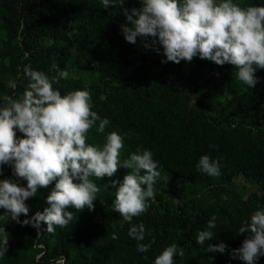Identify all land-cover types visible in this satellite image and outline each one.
<instances>
[{"label": "trees", "instance_id": "trees-1", "mask_svg": "<svg viewBox=\"0 0 264 264\" xmlns=\"http://www.w3.org/2000/svg\"><path fill=\"white\" fill-rule=\"evenodd\" d=\"M241 6L264 5V0L240 2ZM141 5V0H125L123 7L131 10ZM126 17L121 8H103L101 0H0V35L4 39V57L0 62V103L2 97H22L28 79L23 74L25 66L42 71L59 83L53 87L61 94L81 89L91 94L92 110L110 123L104 133L93 127L87 134L89 144L102 147L109 132L123 137L121 161L136 152L148 149L158 162L160 176L190 185L188 207L160 210L154 198L147 201V211L134 217L132 224L143 223L145 244L151 242L149 251H137L135 239L129 237L130 224L113 210L112 202L119 183L130 171L120 167L113 177H90L100 188L94 201V210L70 208L74 220L66 228H56L54 234L40 233L31 225H22L5 219L0 209V227L9 233L7 254L0 264H55L60 257L65 264H154L155 257L164 248L177 244L184 255L174 257V264H245L233 259L229 253L239 248L248 233L238 229L256 210H264V69L255 72L258 82L250 89L236 79L234 66L216 65L199 56L191 62L162 63L166 59L162 46L158 53L145 48V39L137 38L135 44L125 40L121 25ZM91 25L93 30L87 29ZM68 26L77 33L70 36ZM151 38H147L150 42ZM50 41L49 44H42ZM76 47L88 56L98 59L100 76L96 81L83 77L59 78L66 70L71 48ZM140 45L141 48L137 46ZM144 47V48H143ZM138 62L121 86L112 84L115 66ZM56 64V69L52 65ZM212 66L213 75L228 95L221 107L223 120L209 119L204 110L193 107L187 92L177 87L179 82H196L202 71ZM15 81V89L9 82ZM107 89V90H106ZM17 136L23 133L17 130ZM209 155L219 160L221 174L211 177L197 171L200 156ZM9 167V165H8ZM242 175L258 186L245 197L229 187L231 180ZM4 176L26 186L6 170ZM55 187L53 181L40 188L36 196L25 201L29 207L24 220L49 205L47 196ZM216 216L212 241L200 246L197 233L207 229V222ZM76 218V219H75ZM224 242L226 252L208 253L209 243ZM256 264H264L261 256Z\"/></svg>", "mask_w": 264, "mask_h": 264}, {"label": "clouds", "instance_id": "clouds-1", "mask_svg": "<svg viewBox=\"0 0 264 264\" xmlns=\"http://www.w3.org/2000/svg\"><path fill=\"white\" fill-rule=\"evenodd\" d=\"M103 8H121L126 22L121 25L125 40L135 44L137 38L145 39L144 47L160 52L162 46L166 59L162 63L182 60L191 62L199 56L223 66H234L236 79L252 89L258 82L257 69H264V5L241 6L234 0H141V7H123L125 0H101ZM147 38H151L150 42ZM58 66L52 65L53 69ZM28 83L22 97H2L0 103V175L4 165L13 169V175L26 181V186L17 181L0 179V208L5 219L22 225H31L40 233L41 223L45 231L54 234L56 228H66L77 212L94 210V201L100 191L90 179L113 177L120 167L130 171L119 183L112 202L118 212L131 226L129 237L138 241L137 251H149L151 242L145 238L143 223L132 224L134 217L145 213L147 201L155 197L154 185L160 176L158 162L148 149H137L121 161L124 148L123 137L116 131L109 132L102 147L89 144L87 134L95 127L104 133L110 123L92 110L91 94L88 90H73L61 94L54 88L59 83L56 77L49 78L30 65L23 69ZM69 72L62 70L59 78L68 79ZM9 87H17L15 81ZM17 130L23 133L17 136ZM197 171L211 177L221 174L219 160L205 154L200 156ZM53 181L55 187L46 198L49 205L43 211L27 217L29 207L25 203L36 196L38 189L47 188ZM76 219V218H75ZM216 227V216L207 222V229L197 233L196 243L205 245L212 241ZM239 234L248 233L239 248L229 255L245 264H256L264 256V210H256L249 221L238 229ZM9 233L0 227V258L8 252ZM224 242L209 243L208 253L226 252ZM184 251L177 244L167 246L155 257L154 264H174L176 255ZM55 264H65L60 257Z\"/></svg>", "mask_w": 264, "mask_h": 264}, {"label": "rangeland", "instance_id": "rangeland-1", "mask_svg": "<svg viewBox=\"0 0 264 264\" xmlns=\"http://www.w3.org/2000/svg\"><path fill=\"white\" fill-rule=\"evenodd\" d=\"M235 3L248 2V0H234ZM141 5L135 7L139 8ZM91 25L87 26V29L93 30ZM67 32L70 36L77 33L76 29L72 26H68ZM50 41H45L42 44H49ZM141 48L140 45L137 46ZM5 43L3 37L0 35V62L6 61L7 58L3 55ZM144 48V47H143ZM98 58V57H96ZM94 56H88L82 50L76 47V44L71 48V56L67 65L66 71L73 77H83L87 81L98 80L100 76V70L98 65V59ZM138 64L134 61L131 65L124 66L117 64L115 66V76L112 79V84L121 86L124 83V79L130 74L131 70ZM212 66L204 69L200 74L196 85L190 81L179 82L177 87L183 89L190 98V103L193 107H199L204 110V114L207 118L217 120L219 117L223 120L224 116L221 114V107L225 104L228 95L224 93L221 85L213 75ZM107 90V89H106ZM260 123H264V119L260 120ZM3 171L0 175V179L8 178L4 176L6 170L9 168V172L13 174V169L8 165L2 166ZM229 187L233 189L237 194L246 196L248 193L256 191L258 186L253 181L247 180L242 175L235 176ZM190 185H185L168 177H162L158 180L157 194L154 197V204L160 209L177 208L178 206H185L188 204L191 196ZM188 206L186 205L185 208ZM1 209V208H0ZM189 212L191 209L188 207Z\"/></svg>", "mask_w": 264, "mask_h": 264}]
</instances>
